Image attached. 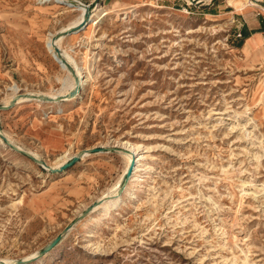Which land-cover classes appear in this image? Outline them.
Here are the masks:
<instances>
[{
	"label": "rangeland",
	"instance_id": "374dc122",
	"mask_svg": "<svg viewBox=\"0 0 264 264\" xmlns=\"http://www.w3.org/2000/svg\"><path fill=\"white\" fill-rule=\"evenodd\" d=\"M161 1H96L72 74L79 12L0 0V264H264V2Z\"/></svg>",
	"mask_w": 264,
	"mask_h": 264
},
{
	"label": "bare ground",
	"instance_id": "6f19581e",
	"mask_svg": "<svg viewBox=\"0 0 264 264\" xmlns=\"http://www.w3.org/2000/svg\"><path fill=\"white\" fill-rule=\"evenodd\" d=\"M42 1H45V2H47V1H53V2H56V3H63V5H67V6H70V7H74L73 9H75L76 11H78L79 12V15L77 16V18L76 19H74L73 21H71L70 23H69V25H67V26H65L63 29H62V31L61 32H58V33H56L55 35H50V36H47L46 37V40H45V46H46V48L50 51V54H51V56H52V58L56 61V62H58L59 64H60V66H62V67H67V62H65V60L63 59V55L60 53V50H59V53L60 54H58V53H56V51H55V48H58L59 49V45H58V42L60 41V39L61 38H63L64 36H62V35H60V37H57L56 35L57 34H61V33H64V32H66V31H70L71 29H74V28H76V27H79L80 25H83V24H86V23H88V24H90V26H95V25H97V23L99 22V20L101 19L100 18V15H101V8L99 7V6H96V7H94L93 8V10H92V13H91V15L87 18V17H85L84 15H85V6L86 5H82V6H79V2H77V1H75V0H42ZM249 2V1H248ZM255 1H250V5L251 6H253V7H255V6H257V4L256 3H254ZM75 3V4H74ZM55 53V54H54ZM65 53V52H64ZM66 56H67V54H65ZM68 58H70V57H68L67 56V59ZM68 61H69V59H68ZM69 63V62H68ZM75 72V71H74ZM75 75H76V78L78 79V83H79V87H78V83H75V79H74V77L72 76V78H73V86H72V88L66 93V94H63V95H59V96H54L53 94H50L49 95V97H52V98H54L52 101H55L57 98H59V97H61V98H63V97H65L66 98V100H74L75 98H76V96L78 95V93H79V91H80V89L83 87V83L85 82V80L84 81H82V78H80V76H79V72L76 70V72H75ZM264 88V87H263ZM261 93V92H260ZM262 95V94H261ZM45 96H48V95H45ZM29 98H33V97H30V95L28 96ZM40 98H42V95H36L33 99L34 100H36V101H39L40 100ZM52 98H50V99H52ZM32 99V100H33ZM260 99H262V96H260ZM21 100H24L25 101V99H23V95H21V96H18V97H15L14 99H11L9 102H11V101H14V102H16L17 101V103H20L21 102ZM28 101V100H27ZM8 102V103H9ZM7 103V104H8ZM6 104V105H7ZM125 146V145H124ZM128 148H129V152L127 153V155L124 157L125 158V165H124V169H123V175H121V176H123V180H124V174L126 173V171H127V169H128V167H129V164H130V162H131V160H132V158H134L135 159V165H134V168H133V172H132V174H131V176L129 177V179H128V181L126 182V184L124 185V187L125 186H127V185H129L130 183H131V181H130V179L132 178V176H133V174H134V172H135V170H136V167H137V163L139 162V159H140V157H137L136 155V148L135 147H132V146H128ZM18 149V148H17ZM19 150V149H18ZM125 152V151H124ZM81 153H77V154H75V155H73L72 157H74V156H78V155H80ZM71 157V158H72ZM70 158V159H71ZM66 163V162H65ZM64 163V164H65ZM63 164V165H64ZM62 165V166H63ZM61 166V167H62ZM61 167H59L58 169H60ZM127 187H129V186H127ZM127 187H125L126 188V192H125V194L127 195V196H132V192H131V190H129V189H127ZM98 201L99 202H97L96 204H94L92 207H91V211L92 212H95V211H98V210H108V209H110V208H113L114 206H116V204H117V202L119 201V194H117V195H114V196H105V197H103V198H101V199H98Z\"/></svg>",
	"mask_w": 264,
	"mask_h": 264
},
{
	"label": "water",
	"instance_id": "95a60500",
	"mask_svg": "<svg viewBox=\"0 0 264 264\" xmlns=\"http://www.w3.org/2000/svg\"><path fill=\"white\" fill-rule=\"evenodd\" d=\"M74 4H75V3H74ZM78 4H79V6H82V5H83V4H81V3H78ZM88 12H89V6H85V15H84L85 17L88 16ZM77 28H78V27H76V28H74V29H71L70 31H66V32H64V33H61V34H57L56 36H57V37H60V35L65 36L66 34H68V33H70V32H74V31H76ZM55 51H56V53L60 54L58 48H55ZM67 68L71 71V68H70L69 65H67ZM71 72H72V71H71ZM72 74H73V72H72ZM78 82H79L78 79L75 78V83H78ZM78 87H79V83H78ZM59 98H60V97H59ZM59 98H57V99H59ZM44 99L49 100V101L53 100V99H50L49 97H44ZM0 109H6V106H0ZM12 148L17 149V148H15L14 146H12ZM99 151H103V148H102V147H100V148H91V149H89V150H86V152H99ZM78 158H79V156H74V157H72V158H71L69 161H67V162H66V163H65L60 169L63 170V169L68 168L69 166L73 165V164L78 160ZM34 160H36V159H34ZM36 161H37V160H36ZM134 165H135V159L132 158V160H131V162H130V164H129V167H128L126 173L124 174V181H125V182H127L128 179H129V177L131 176V174H132V172H133ZM121 190H122V189H121ZM97 202H99V201H97ZM97 202H96V203H97ZM96 203H95V204H96ZM89 209H91V207H89L88 210H89ZM58 240H59L58 237H57L56 239H54L49 245H47V246L45 247V249L43 250L42 253H44V252H46L47 250L51 249V248H52V247L58 242Z\"/></svg>",
	"mask_w": 264,
	"mask_h": 264
},
{
	"label": "crops",
	"instance_id": "0c3cea01",
	"mask_svg": "<svg viewBox=\"0 0 264 264\" xmlns=\"http://www.w3.org/2000/svg\"><path fill=\"white\" fill-rule=\"evenodd\" d=\"M75 1H77V2H79V3H81V4H83V5H86V6H89V7H91V6H93V5H95V6H97L96 4H97V2L96 1H98V0H75ZM169 0H162L161 2H168ZM260 2H264V0H260L259 1V3ZM260 5V4H259ZM94 6V7H95ZM214 9V8H213ZM251 22V23H250ZM264 24V23H263ZM240 26H241V28H239V33L241 32V31H243V33H245L247 36V38L249 37V36H253V35H257V34H260V35H263V27L261 26V24H260V21L259 20H252V21H246L245 23H241L240 24ZM245 39V38H244ZM243 39V40H244Z\"/></svg>",
	"mask_w": 264,
	"mask_h": 264
},
{
	"label": "trees",
	"instance_id": "16d2710c",
	"mask_svg": "<svg viewBox=\"0 0 264 264\" xmlns=\"http://www.w3.org/2000/svg\"><path fill=\"white\" fill-rule=\"evenodd\" d=\"M240 33H241V34H240ZM240 33H239V36H240V35H243V39H244V38H247V37H246L247 35H246L245 33H243V31H241Z\"/></svg>",
	"mask_w": 264,
	"mask_h": 264
}]
</instances>
